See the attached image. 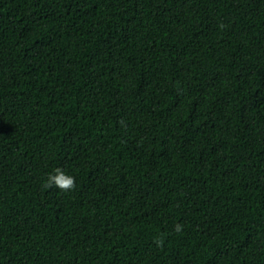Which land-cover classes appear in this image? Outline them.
<instances>
[{
    "label": "trees",
    "instance_id": "16d2710c",
    "mask_svg": "<svg viewBox=\"0 0 264 264\" xmlns=\"http://www.w3.org/2000/svg\"><path fill=\"white\" fill-rule=\"evenodd\" d=\"M0 264H264V0H0Z\"/></svg>",
    "mask_w": 264,
    "mask_h": 264
},
{
    "label": "clouds",
    "instance_id": "9594fccd",
    "mask_svg": "<svg viewBox=\"0 0 264 264\" xmlns=\"http://www.w3.org/2000/svg\"><path fill=\"white\" fill-rule=\"evenodd\" d=\"M58 187L60 188H70L73 186V178L71 176H67L65 173L60 172L57 177L54 178ZM179 228V226H177Z\"/></svg>",
    "mask_w": 264,
    "mask_h": 264
}]
</instances>
